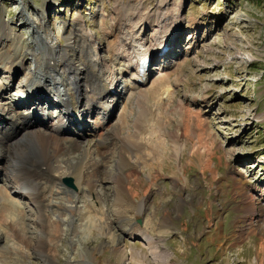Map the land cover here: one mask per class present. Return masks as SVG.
<instances>
[{
	"label": "rangeland",
	"instance_id": "1",
	"mask_svg": "<svg viewBox=\"0 0 264 264\" xmlns=\"http://www.w3.org/2000/svg\"><path fill=\"white\" fill-rule=\"evenodd\" d=\"M161 2L167 4L163 9L158 6ZM122 11L127 14L129 26L137 24L135 36L142 38L137 53L155 44L153 34L160 11L168 13L165 19H170L171 30H175L180 19L181 29L174 33L177 46L168 45V56L154 58L147 71L151 73L147 84L167 73L164 86L172 100L161 105L167 107L152 108L157 119L153 130L161 125L160 138L150 144L151 149L148 143L143 145L147 138L139 139V143L130 141L139 128L140 107L135 103L140 91H128L131 73L123 76L115 88L122 98L112 107L106 128L128 122L121 137L131 136L127 140L131 147L143 145L142 153L136 158L129 156L126 149L117 148L115 141L113 144L109 140L103 148L110 150L106 163L107 153L99 160L103 152H97L104 146L93 147L91 160L99 162L97 171L94 173L93 169L90 174L97 176V180H92L96 184L93 187L104 217L98 220L97 204L96 208L93 202L86 205L81 196L77 200L68 192L75 201L72 206L82 212V218H72L74 221L69 224V215L61 216L52 264H264V0H0V61L9 59L0 67L5 65L10 73L21 60L24 68L23 72L11 74L2 73L4 66L0 68V87L9 83L7 77L14 81L9 92L0 90V106L11 110L15 107L16 101L4 102L14 94L22 75L35 70L31 51L37 46L43 49L42 37L60 50L66 40L74 37L76 29L92 38L100 59L109 60L108 46L117 44L120 33L116 23L122 20ZM150 21L151 30L148 27L144 33V26H149ZM14 44L18 49L7 54ZM75 52L73 48L66 51L73 56ZM38 62L43 68V58ZM179 63L183 65L181 69ZM105 67L112 72L118 64L108 62ZM109 76L106 73L103 80ZM23 94L22 99L26 93ZM166 94L160 101L165 100ZM128 102L130 107H124ZM17 110L39 118L43 112L45 117L49 114L53 116L47 122L49 126L61 120L62 115L59 110L43 107L36 111L31 104ZM19 131L13 142L24 135ZM89 135L84 146L89 144L87 147L91 148L95 140ZM147 137H152V133ZM95 153H99L98 157ZM5 154L9 156L8 152ZM5 154L0 153V159ZM119 156L122 160L129 156L130 165L135 167L127 168L122 163L120 168ZM3 168L7 170L6 165ZM5 178L6 174H2L1 180L7 182ZM63 178L71 180L73 186L67 187L76 192L71 177ZM2 188L0 194L6 188L10 190V183ZM20 198L13 196L29 215L27 232L20 236L23 241L12 239L4 228L0 229V264H48L33 253L32 247L43 240L42 227H49L40 222L29 201ZM89 199L86 200L90 202ZM130 200L135 205H145L139 217V210L127 207ZM128 214L130 220L124 218ZM131 228L144 232L154 242L144 243L139 235L131 233ZM5 249L9 255L4 254Z\"/></svg>",
	"mask_w": 264,
	"mask_h": 264
},
{
	"label": "bare ground",
	"instance_id": "2",
	"mask_svg": "<svg viewBox=\"0 0 264 264\" xmlns=\"http://www.w3.org/2000/svg\"><path fill=\"white\" fill-rule=\"evenodd\" d=\"M117 5L119 8L120 5ZM158 6L163 9L167 4L165 5L161 2ZM119 9L122 10V8ZM166 11L165 13L160 11V14L158 15V28L153 34V38L155 36L153 39L155 44L150 46L143 53H137L139 50L137 47L138 42L142 39L135 36L136 31L134 29L137 24L134 25L133 23L132 26H129L131 23L128 24L127 14H124L122 11L123 16L120 17L122 20H120L121 22L119 21L120 23L118 22L119 24L116 23V26L118 27L117 30L120 33V36L117 38V44L115 45V43L111 42L114 45L108 46V48L111 47L107 51V53H109V60L100 59L97 55V50L99 49L95 47L92 38L86 36L83 32H77L76 29V31L74 30L72 33L74 37L66 40L64 49L60 50H58V46L48 44L47 40L43 39L39 34L40 37H42L40 41L42 42L41 44H43V49L40 50V47L37 46L31 51V58L34 59L35 64L37 65L35 70L22 75L23 79L20 80V85L16 87V93L14 92V94H10L8 100L4 102L11 104L16 101L14 103L15 107H12L11 110V107L9 106H0V123L5 125L3 128L2 124H0V127H2L0 128V153L5 154L8 152L9 154V156L5 154L7 156L5 157L4 155L5 158L0 159V162H3L0 172V182L2 184L0 188L3 189L2 187L6 183H10V190L8 191L6 190L8 188H6L4 193L1 192L2 194H0V223L3 225V227L0 225V229L3 230L4 228L7 232L6 234H10L11 238L13 237L16 240H23V237L20 236H23V234H26L27 232L26 220L29 221V215L25 209L20 207L19 201L13 199V196L15 197L19 195L21 200L26 199V202L29 201L30 205L35 208L36 213L34 214L37 215L40 222L43 224L46 223L49 227L48 230H45L42 227V233L40 235L43 240L39 241L37 247H32L33 253L45 258L48 264H52L54 260L53 252L55 251L56 241L59 239L58 235L60 230L58 229L63 222L61 216L63 214L64 216L69 215L71 218L69 219V224L73 223L76 218L77 220L82 218V212L78 211V209L75 208L76 206H72L75 201L73 202V199L68 195V192L71 195H75L74 199L78 200L81 199V197L82 199H85L87 202L86 205L93 202L95 203L94 206L96 208L97 204L99 206L97 211L100 214L98 220H102L104 217V211L101 207L100 199L97 198L98 193L94 188L96 184L92 181L97 180V176L94 178V176L91 175L97 171L96 164L99 162L100 157L101 159H104V152L107 153L105 162H108L107 158H109L108 154H110V150H103V148L107 147L106 145L109 143L108 141L111 140V143L115 141V145L119 146L117 148L121 149L123 147L127 150L129 156L133 155L132 157L136 158L141 152L140 150H142L141 148L143 145L148 143L149 149H151L152 146L150 144L155 143L158 136L160 138L158 127L161 124H158V132L156 129L153 130L152 127L154 126V123L157 122V119H154L153 117L154 114L152 108L167 107L168 105H161L168 104L172 100V97L169 96L170 94H168V96L166 94L168 88L164 86V79H168L166 78L168 76L167 73L166 75L162 74L158 79H153L154 81L151 80L152 82L146 86L147 77L151 73L149 72L147 74L146 71L149 70L145 69L140 73L139 60H153L162 53V48L165 46L164 43L170 47L177 46L178 40L177 37L175 39L174 33H177L178 29H181L180 19L177 21L178 25L175 26V30H171L169 28L170 24L168 23V20L170 19H165V14H168ZM161 18L167 21H160ZM157 19L155 20V23H157ZM174 20L175 19H172V21ZM144 27L145 29L143 31L145 33L148 27L149 29L152 27L151 21L149 26L145 25ZM113 29L116 30V28H112V31ZM36 33L37 32L34 31V36ZM144 33L143 35H145ZM180 37L181 36H179V39ZM157 44H163V46L160 47L157 46ZM155 46H157V48ZM68 48H73V50L76 51L74 56L70 54L67 55L66 51ZM17 49V45L14 44L11 49H8L7 54H10V52H13V50L16 51ZM135 51L136 53L134 54ZM147 52L148 55L146 56ZM41 54H43V57H40ZM168 54L169 52L164 55V58H166ZM15 55L16 53L12 56L15 57ZM71 56L74 57V59L71 58ZM41 58H43V68L38 65V61L41 60ZM8 60L9 59H3V61H0V65L4 63L6 64ZM108 62H112V64L116 66L118 64V67L110 72V69L107 70L106 67L104 68ZM22 64L23 62L21 60L16 62L13 65V71L10 73L7 69H4L5 65L0 68L3 67L2 73L6 72L7 74H11L14 71L23 72L24 68ZM178 66H180L179 69H181L183 65L181 66L179 63ZM39 68L43 69L42 72ZM130 70L133 71V73L130 74L131 80H139V85L143 87V89L141 88V90H138L140 93L136 95L137 102L135 103L137 107H140V121L138 120L139 128L135 139L130 140L139 143L141 142L139 139L147 138L144 139L143 145L139 147L130 146V141L128 142L127 140L131 136L127 139L121 137L123 135L122 130L126 128L128 122H122L121 125L119 124L118 126L115 125L114 127L105 128V115H109L114 106L113 103L116 102L117 104L118 100L122 98L121 92L117 91L115 88L118 86L123 76L129 74L128 72ZM106 73L110 76L103 80ZM7 78H10L9 83L5 82L3 87H0V90L3 92L4 90L5 92H9L12 88L13 79H11V77ZM167 81H169L170 84V80ZM134 85L127 87H129L130 90H133L135 88ZM5 86H9V88L6 90V88H4ZM23 92L26 94L25 98L22 99L21 97L24 96ZM118 92L120 94L119 97L116 96ZM165 94L167 96L165 100L160 101L162 95L165 96ZM3 98L4 97H2V100ZM17 99H20V101ZM45 103H47L48 106L53 105V109L62 112L61 120L58 119L57 123L52 126L47 124V122L53 118V116L49 114L45 117L43 112L39 118L37 114L33 116L32 114L22 113L17 110L26 106V104H31L34 108L35 106L39 108L43 107L42 105ZM124 107H130L129 102L126 103ZM71 111L75 112L79 118L83 117L84 119L82 120L88 119L90 125H87V127L83 126L82 129L78 130L76 128L77 122H73V126L69 123L71 127H65L63 122L64 118H67V115L71 113ZM46 128L50 129L46 130V132L42 131ZM19 130H22V134L24 135L20 137L18 142H13V139L18 136V132L21 133ZM115 130L118 131V133L115 132ZM132 130L136 131L134 129ZM108 133L112 135L111 138ZM151 133L152 137L148 138L147 136ZM87 135L92 136L93 140H95L94 144L92 143L91 148L87 147L89 144L84 146V139ZM79 137H82V140L78 139ZM94 146L104 147L97 149L99 150L97 152H103L99 157L97 155L99 153L93 154L99 158L98 161L93 162L90 155L92 154L91 152L93 151L92 149ZM77 154L79 155L76 156ZM129 156L124 157L123 160L122 157L119 156L118 165L124 163L123 166L134 168L135 166L130 165L129 163ZM133 159L134 158H132V160ZM137 159L139 158L137 157ZM4 165H6L8 171L3 168ZM135 165H137V163ZM105 167L101 169L100 173ZM119 167L121 168V165ZM93 169L94 173L92 172V174H90ZM2 174H6L5 180L7 182L1 180ZM98 174L99 173L97 172V175ZM126 175H124V178ZM63 177H71L74 185L76 183V192H72L70 188L67 187L65 184L66 178ZM85 181L87 182L85 183ZM127 183L129 184V180ZM86 184L90 186H87ZM60 185L63 186V188H61ZM21 189L22 191L19 193V190ZM84 194L86 196H84ZM88 198H90V202L86 200ZM123 201L121 203H123ZM132 202L133 200H130L127 207L131 211L139 210V214H137V217H139L140 210L144 209L145 205H142L141 203H136L138 205H135L134 202ZM140 205L143 207H139ZM22 209L23 211H21ZM119 215L120 217L121 215L123 216V214ZM128 215L129 216L124 215V218L130 220L131 214ZM51 216H55L56 218L53 220ZM88 217L91 216L88 215L87 218ZM87 218L85 217L84 219ZM131 233L137 236L139 235L140 239L145 241L144 243L150 244L151 241L154 242L147 234L143 235L144 232H138V230H132L131 228ZM29 248L31 249V247H28V249ZM4 252V254L9 255L6 249Z\"/></svg>",
	"mask_w": 264,
	"mask_h": 264
},
{
	"label": "water",
	"instance_id": "3",
	"mask_svg": "<svg viewBox=\"0 0 264 264\" xmlns=\"http://www.w3.org/2000/svg\"><path fill=\"white\" fill-rule=\"evenodd\" d=\"M65 184H66L67 186H69V187H72V186H73L71 180H69V179H66V180H65ZM139 223H140V222H139Z\"/></svg>",
	"mask_w": 264,
	"mask_h": 264
}]
</instances>
